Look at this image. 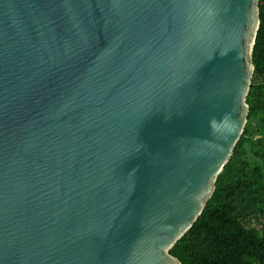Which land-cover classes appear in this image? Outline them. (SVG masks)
I'll use <instances>...</instances> for the list:
<instances>
[{
    "label": "water",
    "instance_id": "95a60500",
    "mask_svg": "<svg viewBox=\"0 0 264 264\" xmlns=\"http://www.w3.org/2000/svg\"><path fill=\"white\" fill-rule=\"evenodd\" d=\"M258 27L259 0H0V264H180Z\"/></svg>",
    "mask_w": 264,
    "mask_h": 264
},
{
    "label": "trees",
    "instance_id": "16d2710c",
    "mask_svg": "<svg viewBox=\"0 0 264 264\" xmlns=\"http://www.w3.org/2000/svg\"><path fill=\"white\" fill-rule=\"evenodd\" d=\"M252 63L243 134L202 214L169 251L180 264H264V0Z\"/></svg>",
    "mask_w": 264,
    "mask_h": 264
},
{
    "label": "rangeland",
    "instance_id": "374dc122",
    "mask_svg": "<svg viewBox=\"0 0 264 264\" xmlns=\"http://www.w3.org/2000/svg\"><path fill=\"white\" fill-rule=\"evenodd\" d=\"M256 224L253 222V221H250V223H249V226L250 227H253V226H255ZM256 230L258 231V232H260V226H256Z\"/></svg>",
    "mask_w": 264,
    "mask_h": 264
}]
</instances>
